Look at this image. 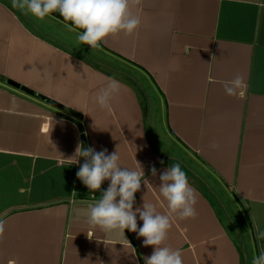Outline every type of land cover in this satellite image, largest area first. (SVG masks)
Listing matches in <instances>:
<instances>
[{"label": "crops", "instance_id": "1", "mask_svg": "<svg viewBox=\"0 0 264 264\" xmlns=\"http://www.w3.org/2000/svg\"><path fill=\"white\" fill-rule=\"evenodd\" d=\"M131 11L138 30L96 53L63 17L40 20L0 0V264H144L151 255L137 233L87 223L79 200L101 192L77 178L83 158L66 160L81 143L142 165L150 184L134 209L144 197L166 212L159 176L181 163L198 215L173 219L166 243L184 264H252L259 253L237 194L264 231V0H139ZM237 74L243 96H228L223 84ZM109 77L123 86L111 111L96 101Z\"/></svg>", "mask_w": 264, "mask_h": 264}, {"label": "clouds", "instance_id": "2", "mask_svg": "<svg viewBox=\"0 0 264 264\" xmlns=\"http://www.w3.org/2000/svg\"><path fill=\"white\" fill-rule=\"evenodd\" d=\"M12 7L24 14H31L37 19H44L54 12H58L66 23L69 31L77 32V39L81 44L99 48L110 36L120 33L131 35L141 25V18L131 11L132 4L139 0H11ZM121 83L113 77L108 78L107 85L96 97V101L103 109L111 111V100L122 89ZM228 96H243L246 83L243 76L235 75L223 84ZM80 165L77 178L95 193L100 191L99 199L79 200L86 205L87 223L104 233L119 232L124 235L125 230L137 233L143 238L145 247L152 246L153 252L144 257V264H184L183 253L174 249L166 241L172 227L173 219H195L198 215L197 192L189 184L187 174L182 170L180 162H174L159 176V196L166 207V212L158 210L154 203L143 199V204L134 209L135 194L141 189L142 183H150L145 178L142 165L135 159V167L129 168L120 163L117 150L108 154L107 149L96 151L93 147H85L82 143L76 148L75 155L66 159ZM162 163V162H161ZM153 177L157 169H151ZM104 181H109L106 190H101ZM74 193V192H73ZM6 215V213H5ZM137 217L142 221L138 227ZM253 228L257 240H264L262 231L252 217ZM6 220L0 215V237L5 232ZM252 264H264V248L252 258Z\"/></svg>", "mask_w": 264, "mask_h": 264}, {"label": "water", "instance_id": "3", "mask_svg": "<svg viewBox=\"0 0 264 264\" xmlns=\"http://www.w3.org/2000/svg\"><path fill=\"white\" fill-rule=\"evenodd\" d=\"M237 196L239 197L240 201L242 202L243 206L245 207V209H246V211H247V213H248V215L252 221V215L250 213V210H249L246 202L238 194H237ZM252 223H253V221H252ZM255 236H256V233H255ZM256 240H257V238H256ZM257 243H258V247H259V251H260V249H261L260 240H257Z\"/></svg>", "mask_w": 264, "mask_h": 264}, {"label": "rangeland", "instance_id": "4", "mask_svg": "<svg viewBox=\"0 0 264 264\" xmlns=\"http://www.w3.org/2000/svg\"><path fill=\"white\" fill-rule=\"evenodd\" d=\"M88 47H89V45H87ZM94 49V51L96 52V53H100V50H99V48H93ZM90 52H92V48H90ZM146 83L147 84H149V81H146ZM236 237H238V236H236ZM239 238V237H238ZM243 243V242H242ZM242 246H243V244H242Z\"/></svg>", "mask_w": 264, "mask_h": 264}, {"label": "trees", "instance_id": "5", "mask_svg": "<svg viewBox=\"0 0 264 264\" xmlns=\"http://www.w3.org/2000/svg\"><path fill=\"white\" fill-rule=\"evenodd\" d=\"M53 14L60 16V14L58 12H54ZM61 17V16H60ZM71 23V22H70Z\"/></svg>", "mask_w": 264, "mask_h": 264}]
</instances>
